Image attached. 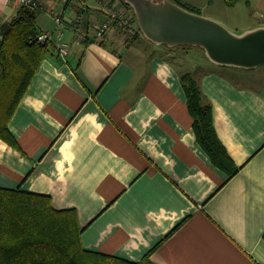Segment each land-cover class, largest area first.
<instances>
[{"label": "crops", "instance_id": "obj_1", "mask_svg": "<svg viewBox=\"0 0 264 264\" xmlns=\"http://www.w3.org/2000/svg\"><path fill=\"white\" fill-rule=\"evenodd\" d=\"M176 1L201 13L231 8ZM241 1L264 18V0ZM37 2V31L54 41L61 34L71 54L63 61L50 46L41 61L9 124L16 146L0 139V189L75 211L89 252L129 262L151 252L152 264H264V67L201 64L194 76L237 168L229 177L193 130L180 81L188 49L116 29L76 45L74 17L93 28L106 17L103 5L132 13L120 0ZM19 8L0 0V37Z\"/></svg>", "mask_w": 264, "mask_h": 264}, {"label": "trees", "instance_id": "obj_2", "mask_svg": "<svg viewBox=\"0 0 264 264\" xmlns=\"http://www.w3.org/2000/svg\"><path fill=\"white\" fill-rule=\"evenodd\" d=\"M173 1L201 14L196 8ZM240 1L225 2L228 7H234ZM35 10L20 6L8 23V31L0 37V139L12 147L17 142L9 130L10 121L50 48L48 44L31 41L38 33ZM132 16L137 25L133 13ZM138 35L141 33L130 40ZM180 81L197 142L216 167L233 176L237 168L216 135L212 110L203 98L199 83L189 72L181 74ZM81 232L76 212L54 210L49 197L19 189H0V264H152L151 252L139 262H129L86 251L81 245Z\"/></svg>", "mask_w": 264, "mask_h": 264}, {"label": "water", "instance_id": "obj_3", "mask_svg": "<svg viewBox=\"0 0 264 264\" xmlns=\"http://www.w3.org/2000/svg\"><path fill=\"white\" fill-rule=\"evenodd\" d=\"M120 1L131 9L141 35L155 45L199 48L211 63L221 67H264V26L235 34L173 0ZM8 29L4 24L3 32Z\"/></svg>", "mask_w": 264, "mask_h": 264}, {"label": "built area", "instance_id": "obj_4", "mask_svg": "<svg viewBox=\"0 0 264 264\" xmlns=\"http://www.w3.org/2000/svg\"><path fill=\"white\" fill-rule=\"evenodd\" d=\"M19 5L26 6L30 9H37L39 3L37 0H17ZM103 11L105 12V19L99 21L93 28H88L84 25V19L82 17H74L73 20L66 19L73 24V33L75 44L79 45L87 41L89 38H93L96 41L101 40L107 32L111 29L120 31L127 38L139 32V29L133 21L132 15H126L125 11H118L113 5H103ZM54 22L56 26L61 25L63 17L55 16ZM57 40H53V33L49 31L38 32L31 41H36L40 44H48L54 49V52L58 58L66 61L71 54V45L61 41V34L57 35Z\"/></svg>", "mask_w": 264, "mask_h": 264}, {"label": "rangeland", "instance_id": "obj_5", "mask_svg": "<svg viewBox=\"0 0 264 264\" xmlns=\"http://www.w3.org/2000/svg\"><path fill=\"white\" fill-rule=\"evenodd\" d=\"M238 3L231 8H225V9L219 8V9H215V11H210V10L203 11L201 15L206 16L207 18H210L218 22L219 24L227 28L230 32L235 34H241L246 30L259 26H264V18H261L257 13L253 12L251 9H248L242 3V1L239 4ZM251 8L254 9L253 7ZM132 36H129L128 38L131 39ZM175 49H178L180 51L182 48L176 47ZM187 49L188 50H185L186 70L188 72H191L193 76H197L199 70L203 68L201 64H206L211 68L222 70L223 72L228 71L227 69L229 68L214 66L213 64L207 62L208 59L206 58L203 50L199 48H187ZM229 71L234 72L235 70H229ZM253 73L254 72H252L251 75H254Z\"/></svg>", "mask_w": 264, "mask_h": 264}, {"label": "bare ground", "instance_id": "obj_6", "mask_svg": "<svg viewBox=\"0 0 264 264\" xmlns=\"http://www.w3.org/2000/svg\"><path fill=\"white\" fill-rule=\"evenodd\" d=\"M18 2V1H17ZM20 6H22V5H20ZM33 10H35V9H33Z\"/></svg>", "mask_w": 264, "mask_h": 264}]
</instances>
